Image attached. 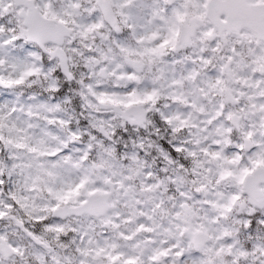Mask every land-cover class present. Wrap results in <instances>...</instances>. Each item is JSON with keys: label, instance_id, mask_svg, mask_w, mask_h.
Instances as JSON below:
<instances>
[{"label": "snow or ice", "instance_id": "6c2138e0", "mask_svg": "<svg viewBox=\"0 0 264 264\" xmlns=\"http://www.w3.org/2000/svg\"><path fill=\"white\" fill-rule=\"evenodd\" d=\"M0 264H264V0H0Z\"/></svg>", "mask_w": 264, "mask_h": 264}]
</instances>
